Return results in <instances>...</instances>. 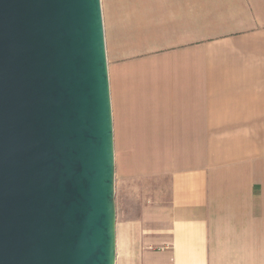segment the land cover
<instances>
[{"label": "crops", "instance_id": "obj_1", "mask_svg": "<svg viewBox=\"0 0 264 264\" xmlns=\"http://www.w3.org/2000/svg\"><path fill=\"white\" fill-rule=\"evenodd\" d=\"M121 8L114 136L138 200L123 205L116 264H264V0Z\"/></svg>", "mask_w": 264, "mask_h": 264}, {"label": "water", "instance_id": "obj_2", "mask_svg": "<svg viewBox=\"0 0 264 264\" xmlns=\"http://www.w3.org/2000/svg\"><path fill=\"white\" fill-rule=\"evenodd\" d=\"M101 0H0V264H116Z\"/></svg>", "mask_w": 264, "mask_h": 264}, {"label": "rangeland", "instance_id": "obj_3", "mask_svg": "<svg viewBox=\"0 0 264 264\" xmlns=\"http://www.w3.org/2000/svg\"><path fill=\"white\" fill-rule=\"evenodd\" d=\"M102 10H103V19H104V28H105V37H106V46L107 39L109 38V34L111 33V18L112 13L114 12L118 16L122 14L121 8V0H101ZM127 13L129 10L127 9ZM108 55V53H107ZM122 142L115 139V153H116V208H117V223H122V210L123 205L128 206L130 202L133 204V211H136L134 202L136 203L138 200V193L133 188L126 186L123 189L122 179L120 176L119 168H120V157H121V147Z\"/></svg>", "mask_w": 264, "mask_h": 264}]
</instances>
